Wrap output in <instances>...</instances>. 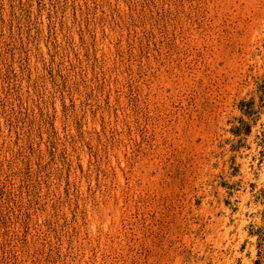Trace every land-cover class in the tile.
<instances>
[{
	"label": "rangeland",
	"instance_id": "obj_1",
	"mask_svg": "<svg viewBox=\"0 0 264 264\" xmlns=\"http://www.w3.org/2000/svg\"><path fill=\"white\" fill-rule=\"evenodd\" d=\"M0 264H264V0H0Z\"/></svg>",
	"mask_w": 264,
	"mask_h": 264
}]
</instances>
